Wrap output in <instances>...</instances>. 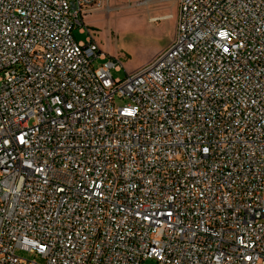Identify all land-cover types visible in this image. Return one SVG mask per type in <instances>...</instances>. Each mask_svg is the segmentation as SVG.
<instances>
[{
    "label": "built area",
    "instance_id": "1",
    "mask_svg": "<svg viewBox=\"0 0 264 264\" xmlns=\"http://www.w3.org/2000/svg\"><path fill=\"white\" fill-rule=\"evenodd\" d=\"M107 1L0 0V264H264V0H176L122 80Z\"/></svg>",
    "mask_w": 264,
    "mask_h": 264
},
{
    "label": "rangeland",
    "instance_id": "2",
    "mask_svg": "<svg viewBox=\"0 0 264 264\" xmlns=\"http://www.w3.org/2000/svg\"><path fill=\"white\" fill-rule=\"evenodd\" d=\"M177 9L176 0H108L91 10L83 23L99 50L106 57L120 60L121 71L111 70V74L122 80L125 75H132L153 63L171 45ZM164 15L168 16L161 18ZM79 28L75 27L73 35L77 41H84L88 35L79 34ZM101 63L97 60L94 66ZM15 255L25 261L43 263L39 255L24 250L17 249Z\"/></svg>",
    "mask_w": 264,
    "mask_h": 264
},
{
    "label": "crops",
    "instance_id": "3",
    "mask_svg": "<svg viewBox=\"0 0 264 264\" xmlns=\"http://www.w3.org/2000/svg\"><path fill=\"white\" fill-rule=\"evenodd\" d=\"M168 15H164V16H162L161 18H166ZM160 18V19H161ZM155 19H159V18H153L152 20H155Z\"/></svg>",
    "mask_w": 264,
    "mask_h": 264
},
{
    "label": "water",
    "instance_id": "4",
    "mask_svg": "<svg viewBox=\"0 0 264 264\" xmlns=\"http://www.w3.org/2000/svg\"><path fill=\"white\" fill-rule=\"evenodd\" d=\"M72 8H73V6H72Z\"/></svg>",
    "mask_w": 264,
    "mask_h": 264
}]
</instances>
